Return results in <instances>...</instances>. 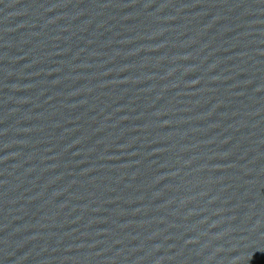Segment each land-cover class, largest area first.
Wrapping results in <instances>:
<instances>
[{
	"label": "water",
	"instance_id": "1",
	"mask_svg": "<svg viewBox=\"0 0 264 264\" xmlns=\"http://www.w3.org/2000/svg\"><path fill=\"white\" fill-rule=\"evenodd\" d=\"M0 264H264V0H0Z\"/></svg>",
	"mask_w": 264,
	"mask_h": 264
}]
</instances>
